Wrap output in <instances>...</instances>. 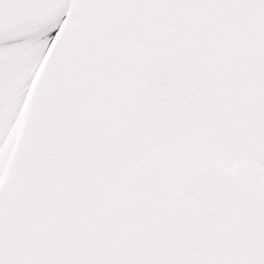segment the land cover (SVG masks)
<instances>
[{
    "label": "snow or ice",
    "instance_id": "6c2138e0",
    "mask_svg": "<svg viewBox=\"0 0 264 264\" xmlns=\"http://www.w3.org/2000/svg\"><path fill=\"white\" fill-rule=\"evenodd\" d=\"M0 264H264V0H0Z\"/></svg>",
    "mask_w": 264,
    "mask_h": 264
}]
</instances>
